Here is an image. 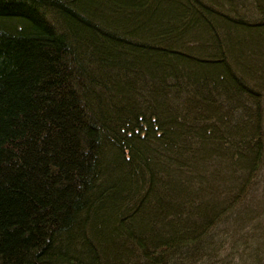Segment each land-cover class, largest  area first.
<instances>
[{"label": "trees", "instance_id": "1", "mask_svg": "<svg viewBox=\"0 0 264 264\" xmlns=\"http://www.w3.org/2000/svg\"><path fill=\"white\" fill-rule=\"evenodd\" d=\"M263 174L264 0H0V264H264Z\"/></svg>", "mask_w": 264, "mask_h": 264}, {"label": "rangeland", "instance_id": "2", "mask_svg": "<svg viewBox=\"0 0 264 264\" xmlns=\"http://www.w3.org/2000/svg\"><path fill=\"white\" fill-rule=\"evenodd\" d=\"M248 12L249 13H247V16L245 17L249 19V21L256 19L257 16H255V14L252 11H248ZM258 185H259L258 187L261 189L263 194L262 196H260V194L258 193L257 198H259V200L257 202L250 201L248 203V206H246L245 210H247V207L251 205L252 208L251 211L253 215L252 217H250L251 219L246 220V224L251 228H256L257 229L256 231L258 232L257 234L258 239H262L261 235H264V174L260 176ZM245 210L244 212H246ZM255 220L258 222L257 226ZM244 231H248V230H244ZM231 232H232L231 237L234 239L233 235L235 233V230ZM236 237H239V234H236Z\"/></svg>", "mask_w": 264, "mask_h": 264}]
</instances>
